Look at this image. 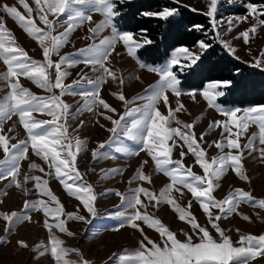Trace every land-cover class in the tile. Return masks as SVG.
<instances>
[{
	"label": "rangeland",
	"instance_id": "1",
	"mask_svg": "<svg viewBox=\"0 0 264 264\" xmlns=\"http://www.w3.org/2000/svg\"><path fill=\"white\" fill-rule=\"evenodd\" d=\"M119 1L124 0H114L115 4ZM171 1L205 15L209 11L210 0ZM26 2L34 9L32 16L35 18L36 24L47 30L37 16L35 0H26ZM249 4L243 0H217V9L214 17L215 27H213L212 18L208 16L211 21V34H209L208 38L218 41L223 46V42H227L232 49H235L232 52L224 47L231 56L235 59L238 57L237 60L254 67L253 65L257 60H264V55H262L264 54V24H259V20L263 19L261 14H264V4H251L257 8V13L251 12L248 7ZM3 5L15 6L25 16H27V11L19 3V0H0V21L6 24L16 43L28 52L31 59L43 62L45 58L38 41L30 37L16 20L2 10ZM241 7L245 8L244 12H239ZM90 15L92 17L91 21L80 24L69 34L67 43L59 50V56H52L54 62H58L62 56L75 54L80 49L86 48L93 43L99 44L100 40L112 36L111 26L104 27L99 33L90 32L91 28L105 21V16L99 12L93 11ZM49 19H55V17L49 15ZM112 24L115 25L120 33H132L134 41L145 44L144 41L147 40L145 36L122 29L116 24L115 17L112 20ZM254 25L256 26V31H249V39L246 43L242 33L252 29ZM67 27L66 16L61 15L55 25L53 34H60ZM200 42L206 43L203 40H199L194 46L175 47L161 63H154L138 55L137 51L141 47L136 50L135 55H130L123 42L118 41L105 62V67L116 74V79L106 76L103 83L99 86L100 98L112 108H115V113L104 109L100 105L88 110L85 107V98L79 94L93 90L95 86L86 81L88 79L96 81L104 76L103 69L99 68L98 65L94 66L85 63H78L72 67L62 65V69H66L69 72V75L63 81L65 85H72L74 81H80L79 84L75 85L77 94H66L62 97V100L69 105L67 113L69 135L78 138L85 145V150L81 151L77 156L75 166L82 174V180L79 183L91 185L93 189L95 196L93 207L96 215L92 216L82 202L64 188L56 177L54 170H50L45 161L38 157L34 150L29 148L27 158L21 161L18 175L21 187H16L11 177L0 179V214L6 213L10 215L16 212L30 216V220H24L23 222L14 221L12 226L9 227L8 222L0 215V264H57L50 251L52 234H55L58 239L63 241L62 247L75 250L71 251L66 257V259L75 262V264H82L84 260L88 261V264H120L119 257L139 249L142 240L147 243V240L150 239L163 247V239L160 234L143 221H135L138 225L137 228L132 227L129 223H124L123 227H121L122 220L116 218L117 213L126 211L127 214H131L135 210L128 209L126 204L122 202L121 196L116 195V193L130 196L132 190L144 187L159 195L160 191L171 183L170 178L156 169L155 161L147 151H141L138 155L116 153L114 151L115 145H113L101 150L107 154L105 158L95 159L92 152L98 147L99 143L106 142L111 135L107 129L112 127V124L111 121L105 119L106 115H111L113 119H119V116L127 108L142 106L146 102L143 99H139V97L146 96V90H150L160 79L159 75L149 71V68L166 65L175 50L179 48H186L194 56L200 57L207 50V48L201 49L199 47ZM74 58L82 59L80 57ZM198 59H196V62ZM195 63L185 59L181 61L183 71H180L179 67H174L173 70L180 81L178 87L182 94L177 97L169 91L167 93L168 104L166 105L161 101L157 107L162 114L168 115L169 107L175 109L182 105L181 111L176 113V118L182 124L193 125L191 131L194 132L200 147L205 150L207 158L211 160V158L221 155L220 150L215 147L213 142L223 139L221 135L222 126L213 127V125L215 122L228 120V117L222 115L215 107L209 106L208 101L203 96V92L208 85L212 83L221 84V90L225 94L217 97L215 102L225 109H240L241 111L237 113L238 118L243 115V110L264 105L239 107L224 103L223 97L227 93L229 82L226 87H224V83L227 81H207L201 88L185 87L179 75L185 69L194 66ZM141 65L144 66L142 67ZM259 69L264 70V66ZM50 71L51 78L54 81L55 71L54 69ZM6 72L7 66L0 60V104L10 94L9 83L3 79ZM120 80H123L122 84ZM19 83L37 96H49L52 94L23 76L19 78ZM54 93L59 95L60 89H54ZM120 94H123L128 101L134 102L126 106L118 98ZM33 115L37 119H52V117L40 113H34ZM230 126L233 133H239L240 130L235 125ZM171 127H181V125L173 122ZM9 129H12V131L9 132ZM182 130L187 131L183 128ZM3 134L10 138V143L12 144L28 139L27 132L20 123L18 115H12L11 119L3 123ZM253 135L256 136L254 141L256 150H250L245 147ZM233 138H236V136L234 135ZM174 139L179 145H183V141H180L178 137ZM121 140L130 149L135 150L140 147L136 142L126 138L121 137ZM172 143V140L168 141L170 146ZM238 143L241 148L232 151L233 154L242 152V171L248 179H241L234 168H228L221 178L214 181L217 187L214 189L213 195L217 199L222 200L236 189H242L249 192L255 200L264 199V156H261L259 152V148L264 147V145L259 142L258 125L249 123L247 130L239 135ZM181 151L186 154L183 157V164L186 167H191L192 171L198 175H203V170L196 163L195 156L189 152L186 145L173 148L172 159L180 160ZM228 151L229 149H224L225 153ZM3 158V152L0 150V159ZM33 163L44 168V172L39 171V169H33L31 167ZM141 170L143 174L151 178V183L135 179L137 173ZM26 176H41L43 180H47V187L63 206L64 214L60 218L66 221V228L72 235H69L68 232H60L56 228H53L52 232H50L48 224H54V220L52 217L45 215L42 209L39 211L25 209L26 201L35 202L41 199L48 202L52 207L56 206L55 202L51 201L49 197L41 195L40 190L36 188L34 180L28 179L25 182L24 178ZM177 187L180 186L177 185ZM182 191L183 195L175 190L172 193L178 204L187 209L189 202H191L190 211L197 222L201 226L206 227L214 239L219 240V233L211 227L206 214L202 211L200 202L187 189H182ZM141 200L148 204L147 213L161 220L169 230L176 234L177 239L183 242L186 240L183 233L192 234L191 226L178 218V213L171 205L167 203L156 205L155 201L148 203L147 198L143 194L141 195ZM140 211L144 212V208L141 207ZM212 211L214 215H220L219 209H212ZM68 214L85 216L86 221H78L74 218L69 219ZM245 216L249 219H244ZM217 223L225 235L231 238L233 244L239 246L237 242L241 235L252 234L259 236L264 234V208L253 206V203L250 202H241L235 212L224 214ZM193 239L194 242H199L197 237L193 236ZM21 242H24L26 246H22ZM251 264H264V256L257 257Z\"/></svg>",
	"mask_w": 264,
	"mask_h": 264
},
{
	"label": "snow or ice",
	"instance_id": "2",
	"mask_svg": "<svg viewBox=\"0 0 264 264\" xmlns=\"http://www.w3.org/2000/svg\"><path fill=\"white\" fill-rule=\"evenodd\" d=\"M19 3L27 11V16L22 14L15 6L3 5L2 10L16 20L30 37L38 41L45 59L43 62L31 59L28 52L16 43L6 24L0 21V60L7 66V72L3 79L9 83L10 87V94L0 104V150H2L4 157L0 159V179L11 177L13 184L16 187H21L18 180L21 161L27 158V153L29 148H31L38 157L45 161L50 170H54L56 177L64 188L72 196L79 199L92 216H95L93 189L91 185L79 183L82 180V174L75 166L77 156L81 151L85 150V145L78 138L69 135L67 128L69 105L62 100V97L66 94H77L75 85L79 84L80 81H74L72 85H65L63 81L67 78L69 72L66 69H62V65L72 67L78 63H85L94 66L98 65L99 68L103 69L104 76L96 81L90 79L86 81L95 86L93 90L79 94L85 98V107L88 110L100 105L104 109L115 113L116 109L100 98L99 86L103 83L104 78L111 76L116 79V74L105 67V62L118 41L123 42L130 55H135L136 50L143 47V44L134 41L132 33H120L115 25L112 24L113 18L118 14L115 11L116 4L114 0H35V11L47 30L36 24L35 18L32 16L34 9L29 6L26 0H19ZM248 7L252 13H257L255 6L249 4ZM216 9L217 0H210L209 11L206 15L212 18L213 27L216 24L214 19ZM93 11L103 14L105 21L91 28L90 32L99 33L104 27L111 26L112 36L100 40L99 44L93 43L86 48L80 49L75 54L62 56L58 62H54L52 56H59V50L67 43L69 34L77 26L91 21L90 13ZM175 14V9L168 8L158 13H145L147 16H158L164 20ZM49 15L55 17V19H49ZM61 15L66 16L68 27L64 32L54 35L55 25ZM259 24H264V19L259 20ZM193 27L199 29L202 26L194 25ZM249 31L255 32L256 26L254 25L252 29L242 33L246 43L249 39ZM144 43L150 44L151 41L145 40ZM223 43L225 48L232 52L235 51L230 44L227 42ZM199 47L206 49L209 45L200 42ZM198 58L186 48L176 49L166 65L149 68V71L158 74L160 79L150 90H146V96L139 97V99L146 101L142 106L127 108L119 116V119H113L111 115L105 116V119L111 121L112 124V127L107 129L111 135L106 142L99 143L98 147L93 150L94 159L105 158L107 154L101 150L113 145H115L114 151L116 153L138 155L141 151H147L155 161L156 169L163 172L171 180V183L162 189L159 195L144 187L132 190L130 196L116 193V195L121 196L122 202L126 204L128 209L135 210L131 214H127L126 211L117 213L116 218L122 220L121 227H123L124 223H129L132 227L137 228L138 225L135 221H143L156 230L163 239V247L150 239L147 240V243L142 240L139 249L119 257L120 264H251L257 257L264 256V234L259 236L252 234L241 235L237 242L239 246H236L217 223L224 214L235 212L241 202H250L253 203V206L264 208V199L255 200L249 192L242 189H236L222 200L217 199L213 195V191L217 187L214 181L221 178L228 168H234L241 179H248L242 171V152L233 154L232 150L241 148L238 138L240 134L247 130L249 123L258 125L259 142L264 145V106L245 109L243 110V115L238 118L237 113L241 111L240 109H225L216 104V98L225 94L221 90V84L212 83L208 85L203 92L204 98L208 101L209 106L215 107L222 115L228 117V120L218 121L213 125V127L222 126L221 135L223 139L213 142L215 147L220 150L221 155L213 157L211 160L207 158L205 150L200 147L194 132L191 131L193 125L182 124L176 118V113L181 111L182 105L175 109L169 107L168 115L162 114L157 107L161 101L166 105L168 104L167 93L169 91L177 97L182 94L178 87L180 81L173 70L174 67H179V70L183 71L182 60L187 59L195 63ZM141 66L143 67L144 65ZM253 66L261 68L264 66V60H257ZM52 69L55 71L54 81L51 78L50 70ZM21 76L31 80L38 87L52 94L49 96H37L19 83ZM120 83L122 84L123 80H120ZM227 83H224V87L227 86ZM54 89H60L59 95L54 93ZM118 98L126 106L134 102L128 101L123 94H120ZM34 113L47 115L52 117V119H37L33 115ZM12 115H18L20 123L27 132V140L12 144L10 143V138L3 134V123L11 119ZM173 122L181 125V127H171ZM230 125H235L240 130L239 133H233ZM182 128L187 131L182 130ZM8 131L11 132L12 129ZM234 135L236 138H233ZM121 137L136 142L140 147L135 150L130 149L123 143ZM177 137L180 141H183V145H186L189 152L195 156L196 163L203 170V175H198L192 171L191 167H186L183 164V157L186 155L184 151L180 152V160L172 159L173 148L177 146L183 147L174 139ZM255 139L256 136L253 135L245 147L250 150H256ZM169 140L173 141L171 146L168 144ZM225 148L229 149L227 153L224 152ZM259 152L261 156H264V147L259 148ZM31 167L44 172V168L35 163ZM28 179L34 180L36 188L40 190L41 195L49 197L51 201L55 202L56 206L52 207L48 202L41 199L35 202L26 201L25 209L37 211L42 209L45 215L52 217L54 224H48L50 232H52L53 228L58 229L60 232H68L66 221L60 218L64 214L63 206L47 187V180H43L41 176H26L24 178L25 182ZM135 179L151 183V178L143 174L142 170L137 173ZM177 185L180 187H177ZM182 189H187L200 202L202 211L206 214L211 227L219 233V240L214 239L208 229L197 222L190 211L191 202H189L187 209L178 204L172 193L175 190L183 195ZM142 194L147 198L148 203L155 201L156 205L160 203L171 205L178 213V218L191 226L192 234L183 233L186 237L183 242L177 239L176 234L169 230L161 220L147 213L148 204L141 200ZM141 207L144 208V212L140 211ZM212 209H219L220 215H214ZM0 215L8 222L9 227L12 226L14 221L23 222L24 220H30L29 215H21L16 212L10 215L6 213ZM68 218L86 221V217L82 215L74 216L73 214H68ZM244 219L247 220L249 218L245 216ZM140 230L143 231L142 229ZM68 234L72 235L71 232H68ZM193 236L197 237L199 242H194ZM50 243V251L57 264H75V262L66 259L70 252L75 250L62 247L63 241L58 239L55 234H52ZM21 245L26 246L24 242H21ZM82 264H88V261L84 260Z\"/></svg>",
	"mask_w": 264,
	"mask_h": 264
},
{
	"label": "trees",
	"instance_id": "3",
	"mask_svg": "<svg viewBox=\"0 0 264 264\" xmlns=\"http://www.w3.org/2000/svg\"><path fill=\"white\" fill-rule=\"evenodd\" d=\"M250 4H264V0H243ZM175 9L176 14L164 20L145 13ZM115 22L122 29L143 35L150 40L137 52L142 58L161 63L178 46H194L199 40L209 47L194 66L179 76L187 88H201L207 81L229 82L224 103L231 106L264 105V70L235 59L222 44L209 39L211 21L208 16L178 5L171 0H124L116 2ZM245 8H239L244 12ZM264 19V14H261ZM194 25L202 26L197 29Z\"/></svg>",
	"mask_w": 264,
	"mask_h": 264
},
{
	"label": "crops",
	"instance_id": "4",
	"mask_svg": "<svg viewBox=\"0 0 264 264\" xmlns=\"http://www.w3.org/2000/svg\"><path fill=\"white\" fill-rule=\"evenodd\" d=\"M64 220V219H63Z\"/></svg>",
	"mask_w": 264,
	"mask_h": 264
}]
</instances>
